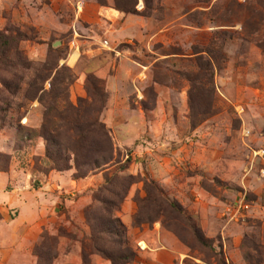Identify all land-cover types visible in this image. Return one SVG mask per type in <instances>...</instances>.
<instances>
[{
  "label": "rangeland",
  "instance_id": "obj_1",
  "mask_svg": "<svg viewBox=\"0 0 264 264\" xmlns=\"http://www.w3.org/2000/svg\"><path fill=\"white\" fill-rule=\"evenodd\" d=\"M0 34V264H111L106 209L118 264H264V0H0Z\"/></svg>",
  "mask_w": 264,
  "mask_h": 264
},
{
  "label": "trees",
  "instance_id": "obj_2",
  "mask_svg": "<svg viewBox=\"0 0 264 264\" xmlns=\"http://www.w3.org/2000/svg\"><path fill=\"white\" fill-rule=\"evenodd\" d=\"M21 40H23V37L20 34H16L15 37H7V36L0 34V68L2 70L11 71L10 68H11L12 61L8 58L7 51L10 49V45L13 46V44H16L18 41H21ZM14 51L17 54V59H16V62H14V63L20 68V70H22L24 67H26L27 63L24 61V59H21V56L19 55V52L17 51V49L15 50V48H14ZM47 70H49V69L47 68L44 71H47ZM47 77H48L47 75L46 76L44 75L42 77L38 76L37 79L41 83ZM11 78H13V79L10 81L9 80H0V88L9 95H15L18 92V90L20 89L19 88L20 86L18 83H20L21 76L12 72ZM27 87L32 89V91L29 94L25 95V99H27V100L34 99L36 93L40 92L42 90L41 84L38 85V84H36V82L30 83L29 85H27ZM55 167L57 169H60V170L67 168L65 166L64 167L55 166ZM106 211H107L106 212L107 217H106L104 223H102L101 225L99 224L96 227L93 226V228L99 230V233L102 232V233H105L106 235H113V236L117 237L116 244H118L119 254L116 257L113 254H111L110 252L105 251L102 248H99L97 245H95L94 240H96V238H97L96 236L95 237L92 236L90 239L91 243H92L91 249L95 253H99L102 257L109 260L111 264H118L119 262L124 261V256L122 255V253L124 252L125 248L123 247V241L121 238L123 228L116 218H112L110 216L109 209H106ZM92 225L93 224H91V226ZM83 251H84V247H83V250L81 252V264H87L86 255ZM44 252L42 250H40V248L38 246H37V248H35V255L37 256L38 262L39 263L41 262L44 264H51V258H53L54 255L48 256V254H44Z\"/></svg>",
  "mask_w": 264,
  "mask_h": 264
},
{
  "label": "bare ground",
  "instance_id": "obj_3",
  "mask_svg": "<svg viewBox=\"0 0 264 264\" xmlns=\"http://www.w3.org/2000/svg\"><path fill=\"white\" fill-rule=\"evenodd\" d=\"M76 56H75V53L71 54L69 57L70 62H74Z\"/></svg>",
  "mask_w": 264,
  "mask_h": 264
},
{
  "label": "crops",
  "instance_id": "obj_4",
  "mask_svg": "<svg viewBox=\"0 0 264 264\" xmlns=\"http://www.w3.org/2000/svg\"><path fill=\"white\" fill-rule=\"evenodd\" d=\"M114 13H115V12H114ZM109 15H110L109 17H111V15H114V14L110 13ZM72 63H73V62H72Z\"/></svg>",
  "mask_w": 264,
  "mask_h": 264
},
{
  "label": "water",
  "instance_id": "obj_5",
  "mask_svg": "<svg viewBox=\"0 0 264 264\" xmlns=\"http://www.w3.org/2000/svg\"><path fill=\"white\" fill-rule=\"evenodd\" d=\"M53 46H55V44Z\"/></svg>",
  "mask_w": 264,
  "mask_h": 264
}]
</instances>
